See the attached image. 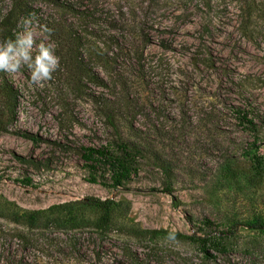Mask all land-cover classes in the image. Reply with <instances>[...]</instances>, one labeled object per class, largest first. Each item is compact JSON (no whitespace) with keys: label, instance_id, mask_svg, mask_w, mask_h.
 <instances>
[{"label":"rangeland","instance_id":"rangeland-1","mask_svg":"<svg viewBox=\"0 0 264 264\" xmlns=\"http://www.w3.org/2000/svg\"><path fill=\"white\" fill-rule=\"evenodd\" d=\"M31 15L60 67L0 72V264H264V0H0V40ZM117 138L112 187L80 153ZM223 229L207 258L175 235Z\"/></svg>","mask_w":264,"mask_h":264},{"label":"trees","instance_id":"trees-1","mask_svg":"<svg viewBox=\"0 0 264 264\" xmlns=\"http://www.w3.org/2000/svg\"><path fill=\"white\" fill-rule=\"evenodd\" d=\"M8 16H5L4 20ZM232 114L234 118L236 119V123L240 125L242 128H250L253 130L252 126H250L251 119H248L246 117V113L242 112L238 108H234V111H232ZM107 119L109 124L112 125V127L115 128L112 121L110 120V116L107 115ZM249 126V127H248ZM28 136V135H27ZM29 137V136H28ZM31 138V137H29ZM32 139V138H31ZM252 145H254V141L251 142ZM133 152L134 148L129 146V144L122 140L121 138L115 139V142H112L111 148L109 146H101V147H91V146H83L81 147V153L80 157L83 161V164L94 170L99 169L100 177H103L104 173H107L109 185L112 187H116L121 185L123 182L128 180L131 171L134 170L135 167H133V164L135 163L133 158ZM252 158V157H251ZM252 160H255L252 158ZM255 166H258L259 160L254 161ZM164 170V168H162ZM23 180V183L28 184L29 179H21ZM89 181H95V176H90ZM164 190L167 193H170V186L166 185L164 186ZM82 203L87 205H92L95 207H98L106 213L112 204L111 199H99V198H92V197H86L82 201ZM210 223V220L203 219L202 224L208 225ZM256 226V225H255ZM257 228H262L264 230V226L257 225ZM230 229H223L218 230L214 232H204L201 235H196L194 233L191 234H180L176 233L175 235L177 237H182L189 241L190 243L194 244L196 249L202 254L203 257H211V253L209 251L213 252H222L225 250V246L223 244V238L230 234ZM233 232V231H232Z\"/></svg>","mask_w":264,"mask_h":264},{"label":"clouds","instance_id":"clouds-1","mask_svg":"<svg viewBox=\"0 0 264 264\" xmlns=\"http://www.w3.org/2000/svg\"><path fill=\"white\" fill-rule=\"evenodd\" d=\"M14 38L0 40V72L15 74L27 68L31 83L44 88L60 67L53 29L41 25L34 15L19 22Z\"/></svg>","mask_w":264,"mask_h":264}]
</instances>
